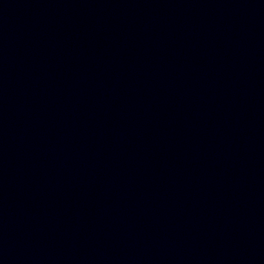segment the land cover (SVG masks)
Here are the masks:
<instances>
[{
	"label": "water",
	"instance_id": "water-1",
	"mask_svg": "<svg viewBox=\"0 0 264 264\" xmlns=\"http://www.w3.org/2000/svg\"><path fill=\"white\" fill-rule=\"evenodd\" d=\"M0 264H264V0H0Z\"/></svg>",
	"mask_w": 264,
	"mask_h": 264
}]
</instances>
